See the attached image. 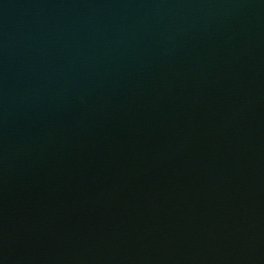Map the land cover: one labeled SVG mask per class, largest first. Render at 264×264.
I'll return each mask as SVG.
<instances>
[{"label":"water","instance_id":"95a60500","mask_svg":"<svg viewBox=\"0 0 264 264\" xmlns=\"http://www.w3.org/2000/svg\"><path fill=\"white\" fill-rule=\"evenodd\" d=\"M0 264H264V0H0Z\"/></svg>","mask_w":264,"mask_h":264}]
</instances>
